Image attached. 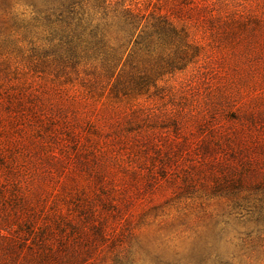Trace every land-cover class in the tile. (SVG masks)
Masks as SVG:
<instances>
[{
  "label": "rangeland",
  "instance_id": "374dc122",
  "mask_svg": "<svg viewBox=\"0 0 264 264\" xmlns=\"http://www.w3.org/2000/svg\"><path fill=\"white\" fill-rule=\"evenodd\" d=\"M189 1L185 39L135 49L129 75L183 69L117 91L101 57H68L109 51L89 33L0 12V190L42 226L102 223L97 264H264V0Z\"/></svg>",
  "mask_w": 264,
  "mask_h": 264
},
{
  "label": "trees",
  "instance_id": "16d2710c",
  "mask_svg": "<svg viewBox=\"0 0 264 264\" xmlns=\"http://www.w3.org/2000/svg\"><path fill=\"white\" fill-rule=\"evenodd\" d=\"M188 1L0 0V12L10 14L20 9L24 10L23 13L33 14L34 19L48 29L89 33L93 40H98L109 51H93L81 57L70 50L68 57L79 60L101 57L105 63L104 71L110 78H114L112 87L117 91L125 80L135 78L134 81L138 83L149 79L158 80L175 70L183 69L181 61L173 60V54L166 56L170 62L162 61L166 67L156 69L153 73L142 72L138 74L139 77L132 78L133 75H129L135 49H146L150 45L161 47L169 45L176 38L185 39L181 34L182 28L172 17L182 11L180 5H190ZM132 44L135 47L132 53L119 51L121 47L127 48ZM60 56L66 57L62 54ZM246 170L231 171L228 186L243 183L246 176L250 175ZM1 204L0 238L7 243V249L0 255V264H97L107 254L99 251L108 241L102 223H92L86 230L82 222L73 223L70 219H64L59 212L49 216L44 226L39 225V216L32 204L11 189L0 190ZM258 214L261 216L263 212L258 210ZM83 232L89 233L86 239L82 238ZM68 237L73 241L76 239V244H71V250L67 245ZM27 247L28 252L24 253ZM108 247L111 250L114 245ZM96 255H100L99 258L89 262Z\"/></svg>",
  "mask_w": 264,
  "mask_h": 264
}]
</instances>
